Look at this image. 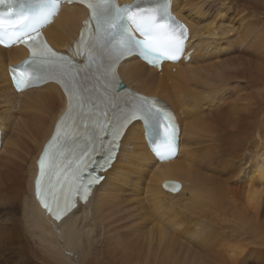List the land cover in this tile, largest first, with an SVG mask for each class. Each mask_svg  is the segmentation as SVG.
I'll list each match as a JSON object with an SVG mask.
<instances>
[{"label": "bare ground", "instance_id": "obj_1", "mask_svg": "<svg viewBox=\"0 0 264 264\" xmlns=\"http://www.w3.org/2000/svg\"><path fill=\"white\" fill-rule=\"evenodd\" d=\"M170 12L189 37V60L158 71L130 58L118 73L174 111L177 155L157 160L141 122H130L102 182L59 220L33 181L66 96L54 83L15 92L8 66L27 51L0 46V254L9 262L264 264V0H171ZM86 16L62 7L47 40L68 46Z\"/></svg>", "mask_w": 264, "mask_h": 264}, {"label": "snow or ice", "instance_id": "obj_2", "mask_svg": "<svg viewBox=\"0 0 264 264\" xmlns=\"http://www.w3.org/2000/svg\"><path fill=\"white\" fill-rule=\"evenodd\" d=\"M14 2H15V0H8V10L9 11H12V4ZM4 3H5V0H0V4H4ZM89 7H91V5ZM116 11H117V14H119L120 9L117 8ZM133 22L136 24L135 30H139L141 32V34H143L144 29L141 28L140 24L138 22H136L134 18H133ZM113 27H115V24H113ZM133 43L143 46V48L145 49V51L143 53L145 56V59H148V57L150 55H157V56L163 55V53L154 52L153 45L149 39L134 42L131 34L128 33L127 30H125V36L121 38L120 47L118 49H116V51L120 55H123L125 52H130ZM179 45H180V37H176V38H173L169 42L168 47L170 48V50L172 52H177V51H180ZM43 55H46L47 57L52 58V57H56L57 53L50 50V49L44 48ZM165 58L174 59L175 57L174 56H167ZM149 62H152V61H149ZM140 114L142 115V119L144 120V122L147 123L152 128V131L155 133L156 128L153 126V124H154V121L156 119V114L149 112L146 109L143 112H141ZM140 118L141 117H138L136 114L135 119H133L132 123L133 124L136 123V121L140 120ZM164 120L166 122L162 123L160 125V129H162V134L164 137V146L167 147L170 144L171 138L175 134V130H174L173 124L171 122L172 117L170 115L165 114ZM131 126L132 125H129V127H131ZM58 131H59V129H58ZM113 135H116V133H114ZM160 135H161V132H160ZM113 146H115V145L113 144ZM110 151H111V149H110ZM48 155H49L48 152L45 151L43 156L41 157V159L39 161L40 177H41V179H43L45 176H47L49 178L46 182L48 187L44 191H41V179H38L36 181L37 193H38V195H42L44 197V199L42 200V203L44 204L45 208L49 209V211H52V209L50 208L47 200H48L49 196H51V198L56 201L57 212H58L61 194L64 193V183H66L67 180L65 178L64 183H62L60 177L63 176V173L57 172V173H55V175H56L55 182L52 181L51 177L53 175V168L47 164ZM110 159H111V156H109V160ZM108 162L109 161L106 160L104 163L107 164ZM84 166L86 167L87 165L85 164ZM103 166L104 165H101L102 168H103ZM98 180H99V177L92 178V180L89 181V187L91 186V184L98 182ZM73 183H75V181H73ZM57 185H60L58 190H57ZM81 188L84 189V195L81 196V198L83 199L87 195L88 187H85L83 184H81L79 187L76 188L77 194L80 193ZM70 192H71V187L69 188V193ZM64 201H65V208L71 206L70 200H69V194H64ZM57 218H59L58 215H57Z\"/></svg>", "mask_w": 264, "mask_h": 264}, {"label": "rangeland", "instance_id": "obj_3", "mask_svg": "<svg viewBox=\"0 0 264 264\" xmlns=\"http://www.w3.org/2000/svg\"><path fill=\"white\" fill-rule=\"evenodd\" d=\"M4 256V255H3ZM2 256V254H0V263L1 264H13L12 262H9V258L8 257H3ZM40 255L36 252L34 255H32L31 257H34L35 259H34V262L36 263H38V261H37V257H39ZM31 264H33L32 262H31Z\"/></svg>", "mask_w": 264, "mask_h": 264}, {"label": "water", "instance_id": "obj_4", "mask_svg": "<svg viewBox=\"0 0 264 264\" xmlns=\"http://www.w3.org/2000/svg\"><path fill=\"white\" fill-rule=\"evenodd\" d=\"M168 184H171V182H167ZM52 214V212H50Z\"/></svg>", "mask_w": 264, "mask_h": 264}]
</instances>
